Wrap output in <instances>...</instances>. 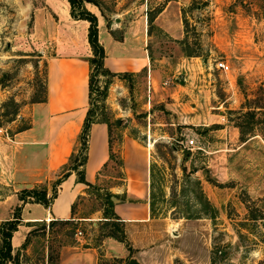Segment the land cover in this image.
<instances>
[{
	"label": "rangeland",
	"instance_id": "1",
	"mask_svg": "<svg viewBox=\"0 0 264 264\" xmlns=\"http://www.w3.org/2000/svg\"><path fill=\"white\" fill-rule=\"evenodd\" d=\"M50 3L59 14L45 20L44 11L53 9ZM99 3L110 23H116L115 16H151L149 50L157 82L150 87L148 70L119 75L123 87L114 83L110 88L115 75L95 76L93 117L109 120L117 151L101 170L97 186L73 201L70 217L29 224L21 220L13 232H18V243L11 237L16 264H61L73 250L102 243L108 236L102 233L107 229L102 227L103 209H109L107 197L115 194L110 186L123 177L118 147L125 137L149 154L150 239L162 249L161 264H264V0ZM86 4L94 8L92 2ZM61 7L60 0H0V222L17 207L21 216L35 212L24 209L32 201L19 198L21 188L36 186L19 182L22 145L34 105L45 95L47 58L57 51L61 36L81 43L87 23L70 24L68 31L74 33H56L57 23L66 21ZM164 7L157 21L168 30L154 21ZM178 23L181 32L175 30ZM160 56L170 64L163 65ZM220 60L229 67H219ZM105 81L106 95L97 96L95 87L101 89ZM72 101L78 104L77 98ZM190 113L199 118L190 119ZM99 252L97 264H128L125 257Z\"/></svg>",
	"mask_w": 264,
	"mask_h": 264
},
{
	"label": "crops",
	"instance_id": "2",
	"mask_svg": "<svg viewBox=\"0 0 264 264\" xmlns=\"http://www.w3.org/2000/svg\"><path fill=\"white\" fill-rule=\"evenodd\" d=\"M60 2L63 12L61 17L66 21L57 23L56 33H59L60 29L65 34L74 33L72 30L68 31L69 26L72 25L75 28L76 25L86 21V19L74 18L70 15L68 0H60ZM87 4L86 6H88ZM93 5L94 8L89 6L88 8L97 15L98 39L105 51L104 65L113 72H128L134 76L148 70L150 87L151 83L155 86L158 69L151 68V61L154 60V57L151 56L149 50V42L152 38L149 27L152 22L149 23L148 16L141 14L139 18L132 17L130 19L124 16L120 18L115 16L116 23L109 22L107 25L105 16L102 15L97 5ZM50 7L53 9L44 11L45 20L51 18L53 14H59L56 7L54 10L53 3H50ZM164 10L165 7L158 12L154 18L155 22ZM56 20L60 21L59 17ZM86 22L83 25L85 35L81 43H78L74 36H71L72 38L67 39V41L61 36L60 38L63 39L61 43L58 42L57 51L47 58L46 98L34 105L33 121L31 126L27 128L29 136L22 145L24 154L19 169L20 184L37 186L39 183H43L47 188V194L52 186L51 180L55 176V170L60 164L67 161L69 154L79 145L78 135L90 106V63L87 58L92 55V49L87 39L88 21ZM37 23L39 22L37 21ZM157 23L159 27L168 30L163 21H157ZM181 27L182 25L178 23L175 30L181 32ZM169 30L176 33L174 29ZM169 32L171 33V31ZM59 48L64 49V52L60 53ZM185 57L191 58L193 56L186 55ZM157 59L163 65L164 62L170 64L169 59L164 56ZM168 68H170L169 65H166V69ZM114 77H117V81H111L110 88L114 83L123 87L119 75L115 74ZM80 84L86 85L81 92L75 90ZM171 91L169 90V92ZM177 91V89L173 90L172 94H177ZM150 92L153 93L151 88ZM73 98L78 99L77 105L73 103ZM184 103L181 101L179 104L185 106L187 102ZM64 115H67L66 119L63 118ZM188 116L192 120L199 118L197 114L190 113ZM111 138L109 120L99 119L90 124L87 139V159L84 167L85 177L91 183H96L99 180L101 170L111 159V153L117 151V148L112 145ZM118 149L122 160L123 177H121L119 184L110 186V188H115L114 196L111 195L112 207L124 222L126 236L134 248L132 256L141 264H161L160 253L162 249L159 248V244H151L150 239L153 231L149 225L152 216L150 199L147 195L151 176L149 154L143 149V146L137 145L131 138L126 137L120 142ZM88 187V184L77 180L75 172H71L57 186L56 196L48 206L37 201L25 204V210L35 208V212L29 216H22L23 223L29 224L44 218L70 217L73 201L84 195ZM66 188L68 192L65 194ZM60 196L63 197L62 204L58 206V197ZM17 235L18 232L12 237L15 244L18 243ZM98 249L105 251V255H116L123 258L129 252L123 241L108 235L103 238L101 244L73 250L68 259L65 257L62 259L61 264L66 262L97 264V254H100Z\"/></svg>",
	"mask_w": 264,
	"mask_h": 264
},
{
	"label": "trees",
	"instance_id": "3",
	"mask_svg": "<svg viewBox=\"0 0 264 264\" xmlns=\"http://www.w3.org/2000/svg\"><path fill=\"white\" fill-rule=\"evenodd\" d=\"M92 2L97 5L107 20V25L109 24V19L107 18L104 10L101 8L99 0H68L69 2V12L70 15L74 18H82L88 21V31H87V39L92 49V55L88 58L90 63V72H89V96L91 103V92L93 90V80L96 81L95 76L99 73H106L110 75H125L128 72L116 73L109 70L103 62V58L105 56V51L103 45L100 43L98 39V26H97V15L87 8L85 2ZM152 20L151 16H148V21L150 23ZM108 82L105 81L104 85L101 87H95L97 92V96L102 94V96L106 95ZM46 98V87H45V95L38 99L37 101H43ZM94 111L91 106H89L87 110V114L84 117L83 124L81 130L79 132V145L73 150L67 159L62 165L60 170L55 172V178L52 181V194H47V188L45 186H34V187H23L20 190L19 198L25 201H37L42 203L45 206H48L57 193V186L60 184L61 180L69 175L71 172H75L76 177L79 181L85 182L88 186H97L95 183H91L90 181L85 179L84 172V164L87 159V139L90 124L99 120L93 117ZM107 120V119H102ZM240 126V125H239ZM111 195L107 197V203L109 209H103L104 221L102 222V227H107V229L103 230L102 233L104 235H109L121 240L125 243V246L128 249V254L125 257L128 264H141L137 261L135 257L132 256V252L134 248L132 247L129 239L126 236V232L123 227V220L117 215L112 207L113 201L111 199ZM73 205V203H72ZM71 205V211H72ZM21 206V205H19ZM110 214V215H109ZM21 207H17L15 211H12L11 215L0 222V264H16L18 258H16V254H13V245L11 242V237L13 232L18 228V225L21 223ZM67 220V219H66ZM31 231V229L29 230ZM27 238V236H26Z\"/></svg>",
	"mask_w": 264,
	"mask_h": 264
},
{
	"label": "built area",
	"instance_id": "4",
	"mask_svg": "<svg viewBox=\"0 0 264 264\" xmlns=\"http://www.w3.org/2000/svg\"><path fill=\"white\" fill-rule=\"evenodd\" d=\"M219 67H222L223 69H227L228 67H229V65H228V63L227 62H225L224 60H220L219 62H218V64H217ZM187 142L189 143V144H193V142H194V140H193V138H189L188 140H187ZM79 236H81L82 235V230H77V232H76Z\"/></svg>",
	"mask_w": 264,
	"mask_h": 264
}]
</instances>
